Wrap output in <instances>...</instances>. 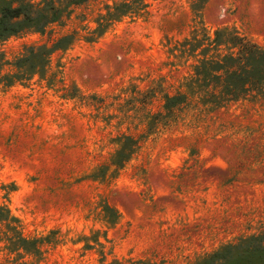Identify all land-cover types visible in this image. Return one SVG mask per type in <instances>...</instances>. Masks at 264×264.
<instances>
[{"label":"rangeland","instance_id":"1","mask_svg":"<svg viewBox=\"0 0 264 264\" xmlns=\"http://www.w3.org/2000/svg\"><path fill=\"white\" fill-rule=\"evenodd\" d=\"M122 1L91 0L63 26L0 41V264H193L264 234L262 97L183 110L112 163L114 138L145 126L122 119L117 97L185 87L195 56L170 52L186 38L227 30L264 47V0H138L90 40L98 13ZM74 27L44 70L15 77L26 45Z\"/></svg>","mask_w":264,"mask_h":264},{"label":"trees","instance_id":"2","mask_svg":"<svg viewBox=\"0 0 264 264\" xmlns=\"http://www.w3.org/2000/svg\"><path fill=\"white\" fill-rule=\"evenodd\" d=\"M88 1L91 0H0V41L26 31L44 34L53 24L63 26L71 20L75 8ZM145 6L143 1L138 0H123L120 4L114 2L113 6L106 4V12L98 13L95 19L96 28L88 31L89 39L100 36L116 16ZM83 20L85 17H82ZM88 28L82 25L79 29ZM79 29L74 27L58 34L50 39V44L26 45V53L15 63L18 69L15 77L29 79V73L38 67L40 71L44 70L53 51L70 45ZM204 41L207 45L201 47ZM200 47L197 57L196 51ZM170 54L178 61L185 56H195L185 87L170 90L162 85L153 86L142 96L140 91L132 88L129 98L117 97L121 101L119 111H123L122 119L134 116L135 120L145 125L142 132L122 133L114 138L120 145L112 163L118 168L139 147L144 133L156 131L159 126L172 125L183 110L194 109L199 115L230 107L239 101L264 98V47L236 32L216 31L213 39L206 33L202 39L186 38ZM153 102H157L155 106L158 110L149 121L148 106ZM130 111L134 114L129 115ZM5 222L12 226L13 221ZM193 264H264V234L229 243Z\"/></svg>","mask_w":264,"mask_h":264}]
</instances>
